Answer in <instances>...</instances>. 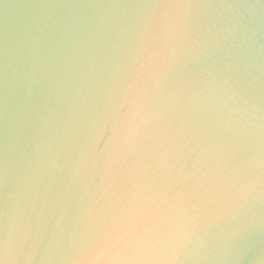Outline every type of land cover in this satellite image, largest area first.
Here are the masks:
<instances>
[{
    "label": "clouds",
    "instance_id": "obj_1",
    "mask_svg": "<svg viewBox=\"0 0 264 264\" xmlns=\"http://www.w3.org/2000/svg\"><path fill=\"white\" fill-rule=\"evenodd\" d=\"M0 264H264V0H0Z\"/></svg>",
    "mask_w": 264,
    "mask_h": 264
}]
</instances>
